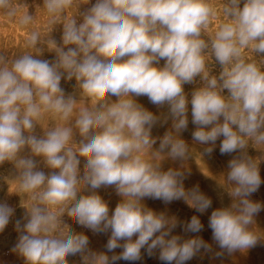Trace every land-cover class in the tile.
Segmentation results:
<instances>
[{
  "label": "clouds",
  "instance_id": "9594fccd",
  "mask_svg": "<svg viewBox=\"0 0 264 264\" xmlns=\"http://www.w3.org/2000/svg\"><path fill=\"white\" fill-rule=\"evenodd\" d=\"M0 20L20 37L0 40V233L13 225L22 264H188L264 244V201L252 198L264 184V0H0ZM217 147L231 158L213 208L185 181L192 159L211 175ZM209 209L213 243L198 235ZM73 225L107 235L103 250Z\"/></svg>",
  "mask_w": 264,
  "mask_h": 264
},
{
  "label": "rangeland",
  "instance_id": "374dc122",
  "mask_svg": "<svg viewBox=\"0 0 264 264\" xmlns=\"http://www.w3.org/2000/svg\"><path fill=\"white\" fill-rule=\"evenodd\" d=\"M35 2V0H28V3L31 5ZM33 11V8L29 9ZM4 33H7V39L14 40L19 39V34L12 28L11 24L0 20V40L4 39ZM58 38V37H57ZM45 58L51 59L53 58L51 54H45ZM163 63V61H161ZM75 82H71L65 84L62 81V86L65 88L66 92L72 91V85ZM190 85L185 86V90L191 91ZM140 102L143 103L146 107H148L151 111L156 112L154 106L148 103L146 98H141ZM170 126V125H169ZM165 128H158L154 130V134L163 135ZM193 130V125L189 124V131L183 134V137L190 145L191 141V131ZM158 146V145H157ZM199 150V149H198ZM250 154L255 156L256 153L254 150L250 149ZM231 157L221 156L219 154V149L217 147L216 151L213 153V156L208 160H204V163L207 167L208 172L211 174L209 176H205L200 171V166L196 163L195 159L188 161V167L191 170V176L185 181L186 188H190L195 184H199L201 191L205 194L209 195L213 199V208L220 207L221 202L218 199L217 188L218 185L216 183V179L221 173L225 170L228 159ZM178 162L166 161L165 168L169 166H177ZM8 169H10V165H5L4 168H0V173H5ZM261 177L264 179V162L261 163ZM100 194L109 201L110 209H114L116 203L119 201V197L115 195L112 189L100 190ZM6 196V187L0 184V199H4ZM254 200L264 201V184L261 185V188L258 193L254 194L252 197ZM9 203L17 206L16 216L15 218H19L22 215L23 209L18 207L19 198L18 197H10ZM230 200L225 195L223 203H228ZM145 203L152 209L156 211H167L170 215H176L180 220H189L192 215H199L195 213L193 209H190L183 201H176L170 205H164L161 201H153L146 200ZM212 209L203 215H201V221L204 224V230L198 235L202 236V238L209 243H213L211 239V230L208 228V217L210 215ZM71 223V221H69ZM76 231H84L90 238V247L94 250H103V245L107 241V235H93L86 229L81 228L79 225H73ZM257 227L260 231L264 232V211H261L259 216L257 217ZM174 234L184 235L181 228H177ZM193 235V234H188ZM17 239V233L13 230V225L10 224L8 228L4 231V233H0V264H22V261L16 257L15 254L10 252L11 247L14 245ZM213 247L216 246L213 244ZM218 250V249H217ZM117 252L120 249L116 250ZM73 260H78V257L70 258ZM117 264H129V262L119 261ZM137 264H161V262L156 258H148L145 256L142 262H137ZM188 264H264V244L258 245L255 248L250 249L246 253H236L231 257H225L223 260H212L209 259L208 256H205L201 259L199 256L192 261H189Z\"/></svg>",
  "mask_w": 264,
  "mask_h": 264
},
{
  "label": "bare ground",
  "instance_id": "6f19581e",
  "mask_svg": "<svg viewBox=\"0 0 264 264\" xmlns=\"http://www.w3.org/2000/svg\"><path fill=\"white\" fill-rule=\"evenodd\" d=\"M209 158L208 157H205V160H208ZM217 190V192L218 193H220L222 190L221 189H219V188H217L216 189ZM230 203V201L228 202V203H223L225 206L227 205V204H229Z\"/></svg>",
  "mask_w": 264,
  "mask_h": 264
}]
</instances>
